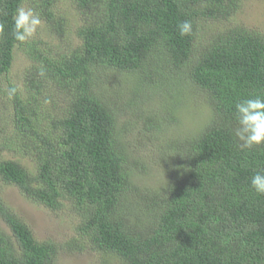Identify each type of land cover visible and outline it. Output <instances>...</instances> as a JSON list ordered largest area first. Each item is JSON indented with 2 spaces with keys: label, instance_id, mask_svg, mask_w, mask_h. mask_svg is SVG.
I'll use <instances>...</instances> for the list:
<instances>
[{
  "label": "trees",
  "instance_id": "trees-1",
  "mask_svg": "<svg viewBox=\"0 0 264 264\" xmlns=\"http://www.w3.org/2000/svg\"><path fill=\"white\" fill-rule=\"evenodd\" d=\"M25 1L0 0V77L21 45L12 38V17ZM57 1L42 0L40 17L62 39ZM69 1L81 22L77 45L53 52L27 43L31 63L11 99L0 181L50 211L69 203L78 243L68 249L112 255L120 264H264V195L250 187L264 170V145L242 150L233 134L235 104L264 95V37L234 21L243 0ZM184 20L193 29L181 37ZM112 71L136 82L133 97L161 102L156 111L165 115L144 122L149 143L157 140L144 157L124 138L123 88L106 89ZM190 87L206 106L200 125L159 142ZM8 150L30 166L4 159ZM154 152L160 179L151 186L142 177ZM0 221V264H58L60 247L36 240L1 198Z\"/></svg>",
  "mask_w": 264,
  "mask_h": 264
},
{
  "label": "rangeland",
  "instance_id": "rangeland-1",
  "mask_svg": "<svg viewBox=\"0 0 264 264\" xmlns=\"http://www.w3.org/2000/svg\"><path fill=\"white\" fill-rule=\"evenodd\" d=\"M22 6L31 7L39 14L42 13V0H26ZM56 16L65 18L66 33L65 37L59 39L54 34L50 33L49 28L44 20L42 26L37 30L35 36L28 42L16 46L13 52V60L9 72L0 77V143L3 142V136L11 133L13 129L12 122L9 119L12 111V102L8 98L7 89L9 87H18L19 91L22 89V76L23 72L30 65V58L26 54L27 43L31 44L37 42L41 45H47L51 51L55 52L59 49H68L77 45L76 29L80 26L81 22L73 9L69 0H58L54 7ZM234 21L242 24L243 26L256 30L264 37V0H243L239 6L237 13L234 16ZM107 88L111 89L119 86L122 95L117 101V106L122 107L121 124H125L124 138L132 148H138V155L144 157L149 154L153 148V144L149 143L152 138L151 133L145 131V119L151 118V123H156V119L164 116L165 113L157 112V108L161 105L158 103V96L148 97L139 94L133 97L132 88L136 87L135 83L129 82L125 75L109 72L106 77ZM181 85V84H180ZM185 88L184 85H182ZM185 89V95L181 100V104L185 108H180L176 116V122L167 126L163 137H158V141L168 140L167 136L185 135L190 128H196L200 125V113H206V106L199 98L193 95V87ZM25 97V94H23ZM138 100L137 107L133 110H128L125 107L127 101ZM121 109V108H120ZM155 109L156 113L153 115L151 111ZM138 112L141 117H137ZM162 113V114H161ZM161 114V115H160ZM11 118V117H10ZM125 121V122H124ZM160 136V135H159ZM151 137L149 140L148 138ZM143 146V147H141ZM157 153H153L152 161H147L148 171L145 172L142 180L147 185H155L160 179V171L156 164ZM1 155L4 159L17 160L26 166H30L27 159H23L15 152L8 150L2 151ZM0 198L2 201L16 214H18L25 223L30 227L34 237L38 241L49 240L60 247L57 263L58 264H120L119 261L112 255L101 254L84 250L68 249V243L72 241L78 243L75 232L77 224V217L69 203H64L63 206L57 211H50L43 206L35 205L23 198L18 190L13 186H6L0 181ZM0 226L6 229L4 224L0 221Z\"/></svg>",
  "mask_w": 264,
  "mask_h": 264
},
{
  "label": "clouds",
  "instance_id": "clouds-1",
  "mask_svg": "<svg viewBox=\"0 0 264 264\" xmlns=\"http://www.w3.org/2000/svg\"><path fill=\"white\" fill-rule=\"evenodd\" d=\"M43 21L40 14L31 7L20 6L12 17L11 34L14 41L24 44L31 40ZM5 25L0 23V34L4 32ZM181 37L190 35L193 29L191 21L184 20L177 25ZM40 76L45 75V70L40 69ZM18 87H9L7 95L12 99ZM236 127L233 134L239 147L252 149L264 145V95L243 99L235 104ZM250 187L258 194L264 195V170L256 171L250 178Z\"/></svg>",
  "mask_w": 264,
  "mask_h": 264
}]
</instances>
